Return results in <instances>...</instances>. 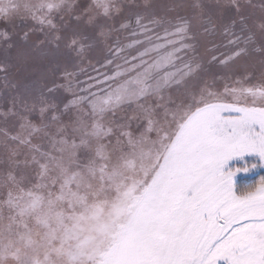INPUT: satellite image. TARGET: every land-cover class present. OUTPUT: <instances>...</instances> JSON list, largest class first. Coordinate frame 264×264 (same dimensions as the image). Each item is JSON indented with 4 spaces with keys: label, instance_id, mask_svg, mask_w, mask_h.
<instances>
[{
    "label": "snow or ice",
    "instance_id": "snow-or-ice-1",
    "mask_svg": "<svg viewBox=\"0 0 264 264\" xmlns=\"http://www.w3.org/2000/svg\"><path fill=\"white\" fill-rule=\"evenodd\" d=\"M245 154L264 0H0V264H264Z\"/></svg>",
    "mask_w": 264,
    "mask_h": 264
},
{
    "label": "trees",
    "instance_id": "trees-1",
    "mask_svg": "<svg viewBox=\"0 0 264 264\" xmlns=\"http://www.w3.org/2000/svg\"><path fill=\"white\" fill-rule=\"evenodd\" d=\"M254 2H259L258 0H254ZM203 51V49H201ZM99 67V65H97ZM87 74H81L79 76V80L81 82L83 78L86 76H89V74H92L91 69H88ZM73 87L75 88L76 85L73 84ZM62 98L65 99V102L67 100L72 98V95L70 92H63L62 93ZM235 166L236 168H244L248 167L249 171L248 172H239V175L235 179V191H246L252 187H254L261 179H264V166L262 163H259L256 159L252 157H247L246 159H239L235 160ZM255 164L256 167H251V165Z\"/></svg>",
    "mask_w": 264,
    "mask_h": 264
},
{
    "label": "rangeland",
    "instance_id": "rangeland-1",
    "mask_svg": "<svg viewBox=\"0 0 264 264\" xmlns=\"http://www.w3.org/2000/svg\"><path fill=\"white\" fill-rule=\"evenodd\" d=\"M259 1V0H258ZM78 2H83V0H78ZM155 3H157V4H164V3H167V0H155ZM256 3H259V2H256ZM18 25H20V21L19 20H17V22H16ZM28 24H32L33 22L32 21H28L27 22ZM21 26H23V25H21ZM219 42V41H218ZM101 71H103V69H101ZM89 72V71H88ZM90 75H92V76H96L97 74L95 73V72H92V74H90ZM88 80V76H86L85 78H83L82 79V81L83 82H86ZM94 91H96V89H93ZM72 99V98H71ZM70 100V99H69ZM247 157H252V158H254V159H256L259 163H262L261 162V159H260V157H259V155L258 154H245L244 156H243V158H240V157H235V158H233L232 160H230L228 163H227V165L225 166V170H227V169H229V168H231V169H235L236 168V166H235V160H243V159H246ZM263 164V166H264V163H262ZM239 175V173H237L234 177H233V182L235 183V179H236V177ZM234 190H235V184H234ZM237 193H241V192H243V191H236ZM220 264H223V262H220Z\"/></svg>",
    "mask_w": 264,
    "mask_h": 264
}]
</instances>
